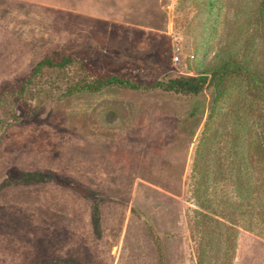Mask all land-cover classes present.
<instances>
[{
  "label": "rangeland",
  "instance_id": "374dc122",
  "mask_svg": "<svg viewBox=\"0 0 264 264\" xmlns=\"http://www.w3.org/2000/svg\"><path fill=\"white\" fill-rule=\"evenodd\" d=\"M216 1L0 0V264H197L202 251L205 264H264V171L250 206L229 130L202 147L211 87L62 95L84 76L148 85L204 71L236 19L237 0ZM248 7L232 26L240 52ZM62 56L77 61L33 75Z\"/></svg>",
  "mask_w": 264,
  "mask_h": 264
},
{
  "label": "trees",
  "instance_id": "16d2710c",
  "mask_svg": "<svg viewBox=\"0 0 264 264\" xmlns=\"http://www.w3.org/2000/svg\"><path fill=\"white\" fill-rule=\"evenodd\" d=\"M208 3L213 10L212 7L217 1L208 0ZM243 4L249 5L247 23L252 25V31L240 52L239 49H234L240 40V32H234L232 26H239V13ZM233 8L236 19L228 22L230 26L224 44L218 49L214 63L204 71L193 76L168 77L148 85L116 74L95 78L84 76L68 84L62 95L96 92L106 86H117L198 96L205 88L211 87L213 98L205 122L202 147L205 145L207 148V144L212 146L219 143L229 130L232 139L228 156L234 175L235 195L250 203L254 173L257 171L255 165L260 164L261 170L264 171V0H237ZM76 61L68 56H62L60 59L46 57L36 64L33 75L47 68L62 69ZM233 81H236V85H232ZM223 102L224 109L220 105ZM202 161H205L204 157ZM205 168L201 169L196 181L197 196L203 195L209 185V170ZM212 171L214 174L215 171ZM203 216L208 217L206 214ZM214 221L219 224V220ZM197 264H205L203 251Z\"/></svg>",
  "mask_w": 264,
  "mask_h": 264
}]
</instances>
